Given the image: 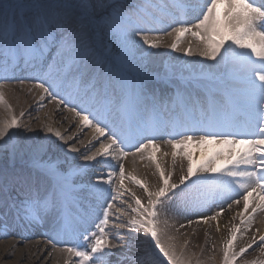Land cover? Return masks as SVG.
<instances>
[{
    "label": "snow or ice",
    "instance_id": "6c2138e0",
    "mask_svg": "<svg viewBox=\"0 0 264 264\" xmlns=\"http://www.w3.org/2000/svg\"><path fill=\"white\" fill-rule=\"evenodd\" d=\"M16 7L19 11L0 23V106L8 114L6 119L0 120V151L10 150L13 159L17 155L23 158L28 153L31 172L51 178L55 188L41 196L31 174L24 171L7 177L0 174V239L8 238L11 228L42 227L48 222L58 233H74L85 222L78 190L69 180L88 169L72 167L67 173H61L58 161L41 159L47 151L44 144L18 145L11 135L21 124L5 101L3 89L10 79L4 73L23 66L38 73L32 87L42 93L40 102L48 99L62 106L78 122V131L72 136L65 137L49 129L50 135L67 145L64 149L67 153L76 154L80 149L70 146L69 141L77 140L84 130H90L92 136L87 144L80 139L86 149L81 153L83 162L108 166L107 171L104 167L100 169L101 174L90 186L79 188V191L87 189L98 201L100 212L91 230L86 231L81 243L75 246L57 248L50 239L55 251L77 258L78 264H98V261L109 264L112 249L121 247L124 252L116 257V264H154L153 257L158 250V256L162 257L160 264L164 261L191 264L183 249L177 251V237L170 235V230L175 228V232L180 233L182 228L192 224L218 221L226 211L242 202L243 210L231 217L232 221L239 218V226L233 224L229 228L222 249V264H237V261L248 264L242 258L257 247L264 256V235L257 239L259 230L246 246L237 250L236 244L238 238H244L238 237V233L242 229L245 233L251 232L257 215L264 214V0H160L159 3L133 0L128 6L131 11H126L119 3L106 5L98 0L97 8L111 9L98 18L102 24L91 14L89 0H75V3L35 0L27 8ZM164 21L171 28L166 33L172 38L169 51L209 62L229 63L239 70V75L234 82L213 79L216 91L208 92L207 98L204 95L207 87L203 91L199 85L191 90H178L171 98V105L161 106L155 95L149 100L143 91L136 89L132 94L138 100L143 97V106H150L154 113L153 118L146 121L139 109L131 116L127 108L117 102L118 90H132L135 86L105 76V65L109 61L90 51L86 34L90 29L100 28L101 38L107 36L119 42L127 56L136 47V44L129 47L130 35L149 50L165 47L166 37L154 35L164 31ZM19 83L23 84L24 80ZM61 92H66L68 99ZM161 111L168 114L167 120L162 118ZM159 140H163L164 150ZM193 148L198 151V158H194ZM158 154L161 159L170 155V170L162 168ZM178 156L181 174L173 179ZM129 157L133 165L140 160L154 166L157 177L154 190L132 174L126 177L123 162ZM112 164L118 169V187H113L117 173L110 167ZM126 178L143 190L146 204L129 193ZM194 186L205 189L206 194L198 198V202L189 204V190ZM105 193L112 194L110 201ZM126 193L132 195L135 207L131 209L133 218L124 225L120 217L125 215V210L115 209L114 202L119 200L123 204L121 197ZM217 193L221 194L219 201ZM210 201L214 206L218 204L219 210L206 219L190 220L180 227L169 224L167 219L161 220V213L173 205L183 204L200 211ZM110 226L116 229L115 237L109 232ZM121 227H125L127 233L147 238L153 245V253L130 255L133 247H139V242L133 245L131 235L126 242L125 235L119 232ZM216 230L220 231L218 224ZM113 238L116 243H111ZM51 255L48 253L45 259ZM197 264L201 262L197 260Z\"/></svg>",
    "mask_w": 264,
    "mask_h": 264
},
{
    "label": "bare ground",
    "instance_id": "6f19581e",
    "mask_svg": "<svg viewBox=\"0 0 264 264\" xmlns=\"http://www.w3.org/2000/svg\"><path fill=\"white\" fill-rule=\"evenodd\" d=\"M132 2L133 0H103V3L106 5L116 3L124 5L126 11H131L128 6L131 5ZM153 2L159 3L160 0H153ZM89 3L93 7L97 5L98 0H89ZM110 10V8H98V14H100L98 18L102 15H105L106 12ZM98 18L96 22H98ZM98 23L102 24V21H99ZM162 27L164 31L154 33V35L166 37L164 41L165 47L159 50H149L146 48V46H142L137 41L136 37L131 35L128 37L130 42L129 47L132 48L133 44H136V47L132 48V54L127 55L128 59L126 61H119V67L123 69V73L120 74V77L113 76V78H119L123 81L125 80L127 83L129 82V78L137 80L138 82H147V91L149 90V93L152 94L156 92V97L161 98H158L160 102L165 97V95L170 93V88L164 86V83L161 82L164 79H171L181 83L197 84L201 89L207 87L208 91H216V88L212 86L213 79L215 81L231 79L234 82L238 78L239 70L234 68L229 63L209 62L201 59L200 57L189 58L184 57L181 53H172L169 51L172 38L167 37L166 33L168 30H171V28L169 27L167 21L163 22ZM99 29L100 28L90 29L86 34V41L90 45L91 52L94 51L96 47L101 50L100 52L104 50V45L94 42V36ZM4 75H7L10 79V82L5 83L3 92L7 105L13 110L12 114L15 115L19 121L21 117L20 113L23 112L32 122V131L29 134H24L25 130H21V128L12 131L11 135L14 138V142L18 145L44 144L47 147V151L43 154L41 159L44 160L50 157L51 160L58 161L59 171L61 173H67L68 169L72 167H86L88 171L82 173L80 176L72 177L69 180V183L72 185V187L77 188V193L87 191V189L84 191H79V188L84 180L88 179L89 182H91L96 176L101 174L100 169L102 167H104L105 171L108 170V166L106 165H85L83 162L81 153H84L86 149L81 144L80 139L82 138L83 143L87 144L92 136L91 131L84 130L83 133H81L80 138L69 141V145L78 147L80 152L76 154L67 153L64 150L66 149L67 145H63L59 141H56V139L50 135L48 130L51 129L52 131H58L65 137L72 136L78 131L79 128L78 122L75 121L73 114L65 111L62 106L50 103L48 99L40 102V96L42 93L39 89L32 87V85L37 82L38 79V73H36L35 70L26 69L21 66L19 69L4 73ZM20 80H24V83L20 84ZM159 86H163L162 90ZM234 86L239 87V85L235 83ZM174 87L177 90H181L182 86L176 84ZM136 89L143 91L139 87H135L132 92L125 91L124 98L128 103L129 109L130 106L144 105L143 97H140L138 100L137 96L132 94ZM145 92L146 90L143 91L144 95ZM61 95H64L65 98L68 99L66 92H61ZM69 102L71 103L74 101L70 100ZM168 102L169 101H167V103ZM57 109L60 110L57 111ZM7 115L8 114L6 110L0 106V120L6 119ZM129 115L135 116L134 111L129 112ZM160 135L163 136L164 133L161 132ZM18 140H22L20 141L21 143ZM158 142L161 144L162 150H164L163 140H159ZM167 150L170 152V149ZM191 150L194 153V158H198V151L194 148ZM1 152L6 154L7 150ZM23 157H26L28 161L30 159L28 153H25ZM22 159L23 158L17 155L15 159L11 158V163L13 165L18 164ZM157 159L161 163L162 168L165 170H170V155L161 159L160 154H158ZM123 163L126 177L128 174H132L137 179L146 181L153 190L156 188L157 177L154 175L155 168L153 165L148 164L147 161L140 160H138L135 165H133L131 157H129ZM146 164L148 166H146ZM180 164L181 161L179 160L178 156L177 167L174 170L175 174L173 179H176V177L181 174ZM110 167L117 173L113 187H118V169L116 168L115 164H112ZM184 167L186 170V162L184 163ZM2 170V167H0V174L7 176L8 173L3 172ZM35 184L38 185L35 187V189H40L39 185L43 184L44 187L38 191L41 196L49 194L55 188L54 181L48 177L47 179L38 178ZM125 187L129 190V193L135 194L137 198L142 200V203L146 204V197L143 195V190L131 184L127 178L125 180ZM111 195V193H105V196L109 201ZM121 199L124 200V203L120 204L119 200L115 201V209L125 210V215L120 217V221L124 225H127L128 221L133 218L134 214L131 209L134 208L135 205L132 200V195L128 193L121 197ZM89 200H91V198ZM94 200L95 204L92 206H90V204L83 205L87 208L91 207V212L87 216L89 224L86 225L87 228L82 230V233L84 234L86 231L91 230L92 224L100 212V210H97V208H99L98 201L95 198ZM102 202L103 201H101V203ZM223 206L227 207V203H224ZM242 210L243 203L241 202L240 205H234L231 211H226L218 221H210L207 225L192 224L191 227L182 228L180 233H176L175 228H172L170 230V235L177 237L175 240L177 251L179 252L181 249H183L186 257L190 258L191 264H193L194 259L199 260L201 264H222V249L224 243L226 242L227 236L229 235V228L233 224L239 226V218L236 221H232L231 217ZM113 215H115V210ZM210 215H212V212L207 210L205 207L200 211H193L190 209L186 213L182 212L181 205H173L170 210L166 208L165 211L161 213V220L163 221L164 219H167L169 224L175 225V227H180L181 224H188L190 220H203ZM245 215L248 214L246 213ZM8 223L11 224L10 219L8 220ZM217 224L220 229L219 232L216 230ZM45 226L54 228V226L50 223H45L42 227L28 228V232L19 231L17 227L11 228L8 231V238L0 239V264H66V262L67 264H78L76 263V259L68 258L65 253L55 251L51 247L49 243L50 239L55 241L56 246H62L65 239L63 236L54 234L47 228H44ZM257 230H259L257 235L258 239L259 235H264V214L257 215L251 232L245 233L242 229L241 233H238V237L243 236L244 238H238L236 242L237 250L239 247L246 246L247 243L252 242V236L257 234ZM109 232L112 237H115V228L110 226ZM119 232L125 235L126 242L129 235L133 237L131 241L133 245H136L137 242H139L138 248L133 247L137 250L136 253H130V255H144L153 249V245L147 238L143 236L137 237L135 233H127L125 227H121ZM208 235H211V238H209ZM186 242L187 247L185 248L184 245ZM73 243L74 242L72 239H70L67 245H72ZM111 243H116V240L114 238L111 239ZM112 252L113 255L108 258L109 264H116V257L124 252V249L117 247L112 249ZM249 252L250 254H246L245 258H242L246 260L248 264H253V262H255V264H264V256L260 255L258 247L256 251H252L250 249ZM48 253H52V255L45 259ZM239 262L241 261H237V263ZM98 264H100L99 261ZM154 264H156V261H154ZM195 264H197V262Z\"/></svg>",
    "mask_w": 264,
    "mask_h": 264
},
{
    "label": "rangeland",
    "instance_id": "374dc122",
    "mask_svg": "<svg viewBox=\"0 0 264 264\" xmlns=\"http://www.w3.org/2000/svg\"><path fill=\"white\" fill-rule=\"evenodd\" d=\"M35 0H0V23L5 22L6 20H9L13 17L14 13H17L19 11V9L16 7L17 5H24L26 8L27 6L31 5L32 3H34ZM73 3H75V0H72ZM91 14L96 18H98V16L100 14H98V8L95 6L92 7L91 9ZM107 14V12H106ZM105 14V15H106ZM99 22V20H98ZM101 22V21H100ZM179 26V25H176ZM102 36V32L101 29L97 30L94 42L95 43H100L102 45H104L102 52H100L101 50H99L98 48H96L93 51L94 55L97 56H104L107 58V60L109 61V63H107V65H105V69H106V73L108 74V76H117L120 77V74L123 73V69L121 67H119V61H126L128 59V56H126L123 52V50L121 49L120 43L117 42L114 39H110L109 37L105 36L103 39L101 38ZM96 47V46H95ZM98 49V50H97ZM108 67H110V69H108ZM25 73V72H24ZM19 123L21 124V130L22 129H26V128H31L32 129V122L29 120V118L27 117V115H23L22 117H20L19 119ZM30 132H24V134H29ZM19 142L22 140H18ZM21 143V142H20ZM0 167H2V171L3 172H7L8 175H11L13 173L16 172H20V171H24L26 174H31L33 176V185L36 183V180H38V178H42V179H47V177L44 176H40L38 173H32L31 169L28 167V163L29 161L26 159V157H23L22 160L19 161L18 164L13 165L11 163V154H10V150H7L6 154L2 153L0 151ZM51 160L50 157H48V159H44V160ZM53 161V160H52ZM49 184V183H48ZM36 185V184H35ZM43 185V184H42ZM83 185V183H82ZM197 188H199V186H194L193 188H191L189 190V196H188V203H194V201L192 200L193 198L190 197L191 192L196 191ZM221 198L216 199L217 201H219ZM181 208H182V212H188L190 210V208L185 207L183 204H181ZM205 208L207 210H209L210 212H212V215H215V212L219 209V205H212V203L210 202L209 205L205 206ZM19 229V228H17ZM20 230V229H19ZM54 234H58L61 235L60 233H54ZM65 237V236H64ZM209 238H211V235H208ZM65 241L64 244L62 246H57V248L59 247H69V246H75L77 245V240H75V242L72 245H67L69 243V238L65 237ZM82 241V240H81ZM136 249L133 248L131 253L135 254L136 253ZM153 249L151 251H149V253H153ZM66 256L68 258H74L76 259V263H78V259L75 257H71L69 256L67 253H65ZM154 261H156V264H160V260H162V257L158 256V250H156V256L153 257ZM197 262L196 259L193 260V264H195ZM163 264H167L166 261L163 262ZM237 264H241V262L237 263Z\"/></svg>",
    "mask_w": 264,
    "mask_h": 264
}]
</instances>
